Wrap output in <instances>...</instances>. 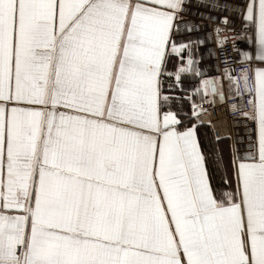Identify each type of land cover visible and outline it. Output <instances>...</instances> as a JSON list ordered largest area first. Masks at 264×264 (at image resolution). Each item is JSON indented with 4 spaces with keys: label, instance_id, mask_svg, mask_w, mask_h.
<instances>
[{
    "label": "snow or ice",
    "instance_id": "snow-or-ice-1",
    "mask_svg": "<svg viewBox=\"0 0 264 264\" xmlns=\"http://www.w3.org/2000/svg\"><path fill=\"white\" fill-rule=\"evenodd\" d=\"M0 264H264V0H0Z\"/></svg>",
    "mask_w": 264,
    "mask_h": 264
},
{
    "label": "crops",
    "instance_id": "crops-1",
    "mask_svg": "<svg viewBox=\"0 0 264 264\" xmlns=\"http://www.w3.org/2000/svg\"><path fill=\"white\" fill-rule=\"evenodd\" d=\"M208 31H211L210 28H206L204 32H193L190 33L192 38L195 39H205L206 33ZM194 47H197L199 50V55L194 57V59L197 60V63L194 64V68H198L200 72L202 73V76H189L184 79L183 87L186 90V94H193L192 90L196 87L200 86V81L201 79H212L213 77H219L221 76L222 71L217 70V62H216V43H215V34H213L212 37V42H206L205 44L202 45H195ZM203 100H208L211 97H206L203 95V91L201 90L199 95H194L193 94V99L199 104ZM222 120L220 122H217V126L220 128L219 132L217 130V127L215 128L213 124H202V125H207L209 127V133L213 137L214 144L216 145L217 148V142H216V137H224L229 135L232 131V122L231 120L225 119L223 116ZM215 122V123H216ZM198 124V126H202ZM198 137L200 138V134L198 131ZM228 142L220 143L218 145V150L223 152L224 156V163L227 164L228 159H229V149H228ZM225 153L228 155L226 156ZM222 176L224 174V167L222 166Z\"/></svg>",
    "mask_w": 264,
    "mask_h": 264
},
{
    "label": "built area",
    "instance_id": "built-area-1",
    "mask_svg": "<svg viewBox=\"0 0 264 264\" xmlns=\"http://www.w3.org/2000/svg\"><path fill=\"white\" fill-rule=\"evenodd\" d=\"M231 35H233V33H230L227 31H222L220 33L221 37H230ZM236 43L242 50H246V44L244 42L236 41ZM225 48H229V45L226 44ZM231 55H232L231 49L229 48V56ZM223 61H224V56L223 54H221L219 47L216 45V62H217V65H219V68L221 71L225 67V64ZM214 99L216 101L215 104L206 103V102H201L198 104L199 109L203 112L201 119L207 118L206 120H203V121L200 119V122L198 124L202 125V124L210 123V124H213V126L216 128L217 127L216 115H219V116L221 115L225 119L231 120L230 115L226 112L225 106L221 104V102L219 101V98L216 97ZM204 110H207V111H204Z\"/></svg>",
    "mask_w": 264,
    "mask_h": 264
},
{
    "label": "trees",
    "instance_id": "trees-1",
    "mask_svg": "<svg viewBox=\"0 0 264 264\" xmlns=\"http://www.w3.org/2000/svg\"><path fill=\"white\" fill-rule=\"evenodd\" d=\"M177 94H184V93L177 92ZM185 111L191 113V104L190 103H186ZM198 131L200 134V139H201L202 144H203L206 151L211 152L214 148H216V145L214 144V141H213V137L208 132L209 127L207 125L198 126ZM228 149H229V146H228ZM225 155L227 156L228 154L225 153ZM221 169H222V167L219 169V171L215 172V183H217V184L221 183V177H222Z\"/></svg>",
    "mask_w": 264,
    "mask_h": 264
},
{
    "label": "bare ground",
    "instance_id": "bare-ground-1",
    "mask_svg": "<svg viewBox=\"0 0 264 264\" xmlns=\"http://www.w3.org/2000/svg\"><path fill=\"white\" fill-rule=\"evenodd\" d=\"M207 118H202L201 120L203 121V120H206ZM216 120L218 121V122H220L221 120H222V117H221V115L219 116V115H216ZM217 129H218V132H219V130H220V128L217 126Z\"/></svg>",
    "mask_w": 264,
    "mask_h": 264
}]
</instances>
